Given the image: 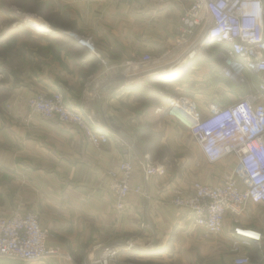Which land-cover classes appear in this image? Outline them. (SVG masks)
I'll return each mask as SVG.
<instances>
[{
    "label": "crops",
    "instance_id": "1",
    "mask_svg": "<svg viewBox=\"0 0 264 264\" xmlns=\"http://www.w3.org/2000/svg\"><path fill=\"white\" fill-rule=\"evenodd\" d=\"M188 5L0 0V216L38 214L48 245L59 251L32 262L0 258V264H91L107 246H117L122 259L152 264H232L234 226L264 232V204L247 202L238 223L228 213L222 232L211 235L171 202L175 191L189 194L195 181L220 183L233 166L229 158L209 163L189 129L158 111L181 96L204 112L210 102L223 103L221 93L231 88L218 74L217 48L191 58L190 40L175 43ZM35 15L48 31L34 29L41 23L28 16ZM65 31L90 38L107 65ZM145 54L152 59L142 61ZM55 91L91 115L108 142L96 148L75 127L28 119V98ZM124 158L134 164L130 183L140 191L118 210L109 171H118ZM146 160L166 173L146 178ZM239 252L258 257L254 243Z\"/></svg>",
    "mask_w": 264,
    "mask_h": 264
},
{
    "label": "built area",
    "instance_id": "2",
    "mask_svg": "<svg viewBox=\"0 0 264 264\" xmlns=\"http://www.w3.org/2000/svg\"><path fill=\"white\" fill-rule=\"evenodd\" d=\"M188 1L176 28L175 43L179 45L190 40L187 55L191 58L204 47L217 48L218 74L236 87L247 88L243 94L234 89L238 95L236 101L210 102L204 112L181 96L158 109L189 129L209 163L225 158L233 163L220 183L195 181L189 194L175 191L171 198L172 204L187 211L206 233L219 235L228 213L238 223L247 202L264 204V0ZM38 28L49 30L47 24H40ZM65 33L86 45L98 57L100 65H107L94 50L90 38L71 31ZM141 59L146 62L152 57L145 54ZM103 88L106 90L107 86ZM27 109L28 119L38 115L75 127L96 148L109 140L106 131L96 128L93 117L72 108L60 91L30 96ZM143 170L146 178L166 173L164 166L150 160L144 161ZM133 171L134 164L129 158L120 161L118 171H109L110 188L118 210L125 208L132 191H140L131 186ZM49 234L33 212L15 211L0 218V258L32 262L57 255L59 251L48 245ZM251 243L258 251L254 260L239 252V246ZM232 247V264H261L264 232L235 225ZM118 253L117 246L104 247L91 264H111Z\"/></svg>",
    "mask_w": 264,
    "mask_h": 264
},
{
    "label": "rangeland",
    "instance_id": "3",
    "mask_svg": "<svg viewBox=\"0 0 264 264\" xmlns=\"http://www.w3.org/2000/svg\"><path fill=\"white\" fill-rule=\"evenodd\" d=\"M36 16V15H35ZM35 16H28L31 17V18H34L36 20H39V21H42L41 20V17H39L38 15L35 17ZM27 18V19H28ZM46 24V23H44ZM49 28V27H48ZM50 29V28H49ZM236 89V88H235ZM222 94V95H221ZM220 95L221 97L224 99L223 103L224 104H228V103H231L233 101H236L237 98H238V95H236V92L234 91V89L232 90V88H229V87H226V89L224 90V92H222ZM19 212V211H18ZM25 213H28V212H24ZM34 213V212H33ZM38 215V214H37ZM6 216H0V218H4ZM39 217V216H38ZM240 217V215H239ZM238 217V218H239ZM43 227V226H42ZM45 228V227H44ZM47 229V228H46ZM119 254V253H118ZM120 255V254H119ZM117 255L116 259L114 261L111 262V264H152V263H148V262H145V261H137V260H134V259H122L120 258V256ZM18 260V259H17ZM42 260V259H40ZM40 260H37V261H40Z\"/></svg>",
    "mask_w": 264,
    "mask_h": 264
},
{
    "label": "trees",
    "instance_id": "4",
    "mask_svg": "<svg viewBox=\"0 0 264 264\" xmlns=\"http://www.w3.org/2000/svg\"><path fill=\"white\" fill-rule=\"evenodd\" d=\"M224 80H225V82L229 85V86H231V88H233V89H238L239 91H240V93H245L246 91H247V88L245 87V86H241V87H236L230 80H228V79H226V78H224Z\"/></svg>",
    "mask_w": 264,
    "mask_h": 264
},
{
    "label": "bare ground",
    "instance_id": "5",
    "mask_svg": "<svg viewBox=\"0 0 264 264\" xmlns=\"http://www.w3.org/2000/svg\"><path fill=\"white\" fill-rule=\"evenodd\" d=\"M32 21H34V20H32ZM39 21V20H38ZM29 22V21H28ZM41 24H44L42 21H39ZM35 23V22H34ZM35 24H37V23H35Z\"/></svg>",
    "mask_w": 264,
    "mask_h": 264
},
{
    "label": "water",
    "instance_id": "6",
    "mask_svg": "<svg viewBox=\"0 0 264 264\" xmlns=\"http://www.w3.org/2000/svg\"><path fill=\"white\" fill-rule=\"evenodd\" d=\"M33 27H35L34 29H37L38 28V26H35V25H32Z\"/></svg>",
    "mask_w": 264,
    "mask_h": 264
}]
</instances>
